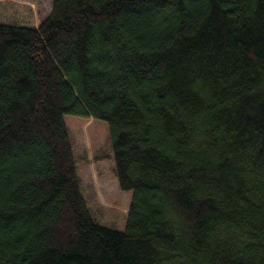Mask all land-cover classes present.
<instances>
[{"label":"trees","instance_id":"trees-1","mask_svg":"<svg viewBox=\"0 0 264 264\" xmlns=\"http://www.w3.org/2000/svg\"><path fill=\"white\" fill-rule=\"evenodd\" d=\"M64 116L107 125L124 229L86 209ZM0 264H264V0L0 22Z\"/></svg>","mask_w":264,"mask_h":264},{"label":"rangeland","instance_id":"rangeland-1","mask_svg":"<svg viewBox=\"0 0 264 264\" xmlns=\"http://www.w3.org/2000/svg\"><path fill=\"white\" fill-rule=\"evenodd\" d=\"M52 0H0V22L37 27L51 10ZM71 154L85 207L100 225L122 230L131 200L118 189L112 172L107 125L92 118L64 116ZM101 155L100 159L95 156Z\"/></svg>","mask_w":264,"mask_h":264},{"label":"crops","instance_id":"crops-1","mask_svg":"<svg viewBox=\"0 0 264 264\" xmlns=\"http://www.w3.org/2000/svg\"><path fill=\"white\" fill-rule=\"evenodd\" d=\"M35 27V26H34Z\"/></svg>","mask_w":264,"mask_h":264}]
</instances>
